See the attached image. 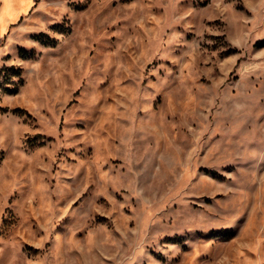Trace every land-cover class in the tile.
Instances as JSON below:
<instances>
[{"label":"rangeland","instance_id":"374dc122","mask_svg":"<svg viewBox=\"0 0 264 264\" xmlns=\"http://www.w3.org/2000/svg\"><path fill=\"white\" fill-rule=\"evenodd\" d=\"M34 1L2 44L0 264H264V0Z\"/></svg>","mask_w":264,"mask_h":264},{"label":"crops","instance_id":"0c3cea01","mask_svg":"<svg viewBox=\"0 0 264 264\" xmlns=\"http://www.w3.org/2000/svg\"><path fill=\"white\" fill-rule=\"evenodd\" d=\"M34 5V0H0V65L2 63L3 40L15 34L19 23L28 15Z\"/></svg>","mask_w":264,"mask_h":264}]
</instances>
